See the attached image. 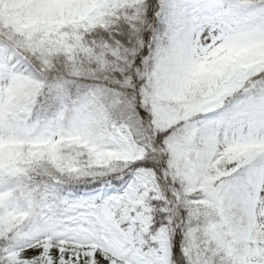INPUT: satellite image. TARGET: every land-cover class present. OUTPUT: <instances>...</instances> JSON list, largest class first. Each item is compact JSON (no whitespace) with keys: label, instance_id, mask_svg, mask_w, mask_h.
<instances>
[{"label":"snow or ice","instance_id":"6c2138e0","mask_svg":"<svg viewBox=\"0 0 264 264\" xmlns=\"http://www.w3.org/2000/svg\"><path fill=\"white\" fill-rule=\"evenodd\" d=\"M0 264H264V0H0Z\"/></svg>","mask_w":264,"mask_h":264}]
</instances>
